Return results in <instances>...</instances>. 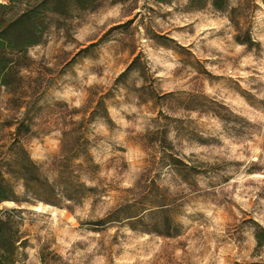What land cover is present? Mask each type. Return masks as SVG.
Masks as SVG:
<instances>
[{
    "label": "rangeland",
    "instance_id": "obj_1",
    "mask_svg": "<svg viewBox=\"0 0 264 264\" xmlns=\"http://www.w3.org/2000/svg\"><path fill=\"white\" fill-rule=\"evenodd\" d=\"M27 56L0 89V166L38 174L0 205L16 264H264V0H91Z\"/></svg>",
    "mask_w": 264,
    "mask_h": 264
},
{
    "label": "trees",
    "instance_id": "obj_2",
    "mask_svg": "<svg viewBox=\"0 0 264 264\" xmlns=\"http://www.w3.org/2000/svg\"><path fill=\"white\" fill-rule=\"evenodd\" d=\"M91 0H0V89L19 91L23 76L20 71L26 65L30 48L43 41L49 20L60 16L68 17L75 7H86ZM15 94V97H17ZM18 104L17 111L25 107L22 118L13 132L19 138L31 129L29 119L31 106ZM20 141V139H19ZM18 142V141H17ZM23 150L22 146H19ZM19 168L9 173L0 166V205L17 202L15 188L9 177L17 174L25 179L26 185L38 180L37 169L30 155L23 152ZM15 209L0 210V264H16L17 250L21 238L14 226ZM257 250L264 248V227L258 223L254 228Z\"/></svg>",
    "mask_w": 264,
    "mask_h": 264
}]
</instances>
